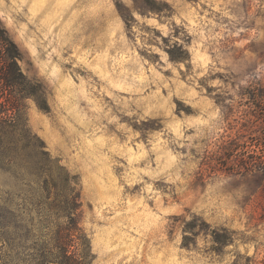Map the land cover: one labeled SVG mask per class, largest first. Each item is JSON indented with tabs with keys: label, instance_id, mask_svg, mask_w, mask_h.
Listing matches in <instances>:
<instances>
[{
	"label": "rangeland",
	"instance_id": "obj_1",
	"mask_svg": "<svg viewBox=\"0 0 264 264\" xmlns=\"http://www.w3.org/2000/svg\"><path fill=\"white\" fill-rule=\"evenodd\" d=\"M154 1L0 0V264L56 261L75 195L92 264H264L228 150L263 129L264 0Z\"/></svg>",
	"mask_w": 264,
	"mask_h": 264
},
{
	"label": "trees",
	"instance_id": "obj_2",
	"mask_svg": "<svg viewBox=\"0 0 264 264\" xmlns=\"http://www.w3.org/2000/svg\"><path fill=\"white\" fill-rule=\"evenodd\" d=\"M133 2L136 7H140L139 0H133ZM151 2L155 3L156 1L151 0ZM13 67H16L14 62H12V64L10 65L9 71L12 72V74L15 76L14 78H16L17 76L20 77V75H18V72H16ZM9 86H13V83H10ZM258 103H263L264 105V97ZM258 106L262 107L260 105ZM9 108L15 110L16 105L10 104L8 106V110ZM260 110H262L263 113L257 120H261L262 122H264V109L260 108ZM231 144L232 147L228 148V150H230L231 152V155L235 150L241 151L234 155L238 156V168L243 169L247 173L249 172L259 174L264 178V124L260 135H258V137H256L255 139V142L252 143V146H254L255 149L250 150L248 154H244L245 151H247L244 150V144H238V142L236 141L235 143ZM66 199L65 210H68V214H66L64 218H68V222L66 226H64L63 228H59L55 232L56 245L53 251H49L50 258L52 259V256L55 255V258H53V260L56 259V261H43L39 264H92L88 259L90 255H86V253L84 252V249H88L89 245L88 239L83 233L79 224V203L77 196L75 195ZM213 241L218 244H224L228 242V239H225L224 241V239H222L221 236L216 233L213 237ZM71 247H74V249L70 250ZM56 254H59V258H56Z\"/></svg>",
	"mask_w": 264,
	"mask_h": 264
}]
</instances>
